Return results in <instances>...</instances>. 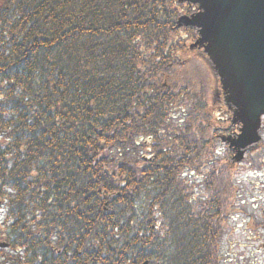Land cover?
Here are the masks:
<instances>
[{"label":"trees","instance_id":"16d2710c","mask_svg":"<svg viewBox=\"0 0 264 264\" xmlns=\"http://www.w3.org/2000/svg\"><path fill=\"white\" fill-rule=\"evenodd\" d=\"M187 8L0 0L10 264H222L247 214L222 140L237 126L215 65L186 42L196 29L177 24Z\"/></svg>","mask_w":264,"mask_h":264},{"label":"water","instance_id":"95a60500","mask_svg":"<svg viewBox=\"0 0 264 264\" xmlns=\"http://www.w3.org/2000/svg\"><path fill=\"white\" fill-rule=\"evenodd\" d=\"M197 5L191 15L179 17L178 26L198 29L191 48L203 47L218 71L226 99L233 108L236 136L222 140L241 162L262 136L264 118V0H185ZM0 247L8 243L0 242ZM143 264H148L144 262Z\"/></svg>","mask_w":264,"mask_h":264},{"label":"rangeland","instance_id":"374dc122","mask_svg":"<svg viewBox=\"0 0 264 264\" xmlns=\"http://www.w3.org/2000/svg\"><path fill=\"white\" fill-rule=\"evenodd\" d=\"M192 41L187 37L189 45ZM260 134L262 140L249 153L246 152L248 161L245 157L236 166L243 199L240 205L247 210V214L238 213L232 218L229 235L225 236L221 245L222 264H264V118ZM256 148L261 150L259 165L251 161ZM4 216L5 211L2 210L0 221Z\"/></svg>","mask_w":264,"mask_h":264},{"label":"flooded vegetation","instance_id":"af4514ba","mask_svg":"<svg viewBox=\"0 0 264 264\" xmlns=\"http://www.w3.org/2000/svg\"><path fill=\"white\" fill-rule=\"evenodd\" d=\"M187 4V3H184ZM188 8L186 10L190 11V13L195 11L196 6L195 5H190L187 4ZM4 201L0 198V213L2 212V210H4ZM9 251H7L6 249H2L0 248V264H10V262L6 259V257L4 256L6 253H8Z\"/></svg>","mask_w":264,"mask_h":264}]
</instances>
